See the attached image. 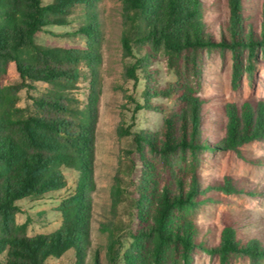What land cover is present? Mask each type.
<instances>
[{
	"label": "trees",
	"instance_id": "1",
	"mask_svg": "<svg viewBox=\"0 0 264 264\" xmlns=\"http://www.w3.org/2000/svg\"><path fill=\"white\" fill-rule=\"evenodd\" d=\"M99 1L0 0V264H46L69 251L74 252L76 264H86L100 96ZM120 2L126 25L123 50L127 56H133L134 50L140 54L126 73L137 79V71L148 70L163 52L167 68L177 78L164 86L154 84L150 73L151 78H146L144 103L138 109L165 115L158 132L142 131L133 141L139 165L134 168L131 242L122 255L123 264H194L200 250L218 256L220 264H231L238 257L262 264L264 242L258 238L244 241L233 219H224L219 243L209 246L200 241L196 217L205 207L222 201L216 191L258 197L256 189L247 190L230 177L224 183L202 186L199 171L207 152L240 153L244 145L264 141V100L227 104L224 137L215 143L204 138L201 52L230 49L238 86L244 61L251 75L256 51L264 54V8L260 21L247 12L243 0H228V21L219 29L220 39H215L206 32L202 0ZM78 5L86 7L80 28L87 39L85 48L37 42L47 26L67 25ZM81 65L90 78L85 108L70 96L84 77ZM39 82L50 87L41 89ZM30 90L40 95H29L26 105L19 106L21 92L29 94ZM153 97L167 99L177 108L167 110ZM66 168L77 170L79 177L74 193L60 205L62 226L50 234L29 236L28 223H17L20 203L65 189ZM92 258L90 264H100L99 254Z\"/></svg>",
	"mask_w": 264,
	"mask_h": 264
},
{
	"label": "rangeland",
	"instance_id": "2",
	"mask_svg": "<svg viewBox=\"0 0 264 264\" xmlns=\"http://www.w3.org/2000/svg\"><path fill=\"white\" fill-rule=\"evenodd\" d=\"M206 32L220 39L219 29L228 21V0H202ZM247 12L260 16L264 0H243ZM48 4L51 0H42ZM120 0H100L97 18L101 23L102 40L100 44V96L95 128L94 188L89 192L91 198V232L86 264L92 262V256L99 254L100 264H123L122 255L128 249L131 238L129 227L132 225L131 194L136 163L134 138L142 131L158 132L165 113L138 109L144 103L143 92L147 80L153 75L154 84L164 86L177 80L173 71L166 66L163 52L158 54L147 71H137V79L126 73L136 59L127 56L123 50L121 38L125 31ZM85 5H78L69 23L63 26H47L37 36V42L43 46H71L85 48L87 39L80 31L84 25ZM257 22V21H256ZM256 30L260 33V23ZM233 54L230 49H205L201 52V90L205 100L204 125L202 135L215 143L224 137L227 116L224 106L236 103L241 106L246 101L264 100V54L256 51L253 72L244 61L243 72L238 83L233 80ZM84 77L76 83L70 96L77 100L80 108H85L89 94L90 78L88 69L81 65ZM152 72V73H151ZM10 77L15 79L11 72ZM151 78V77H150ZM152 83V82H151ZM39 88L50 86L39 82ZM38 96V90L21 92L19 106H25L27 97ZM153 102L164 104L167 110L176 109V105L164 98H152ZM223 124V125H222ZM221 125L223 127H221ZM68 181L65 189L32 201L20 203L17 223L27 222L29 236L50 234L62 226V201L75 191L79 172L63 169ZM135 173V174H134ZM202 186L224 183L227 177L246 187L256 189L258 197L252 199L246 193L227 195L214 191L222 201L205 207L197 213L196 221L201 228L200 241L209 246L218 244L224 219L230 217L237 224L239 236L244 240L258 238L264 242V141H255L241 147V152H207L199 171ZM115 247L110 252L112 241ZM116 255V257H114ZM194 264H220L219 257L200 250L195 254ZM112 260H115L112 262ZM74 252L69 251L61 258H50L46 264H76ZM231 264H252L247 257L234 258ZM264 264V261L263 263Z\"/></svg>",
	"mask_w": 264,
	"mask_h": 264
}]
</instances>
